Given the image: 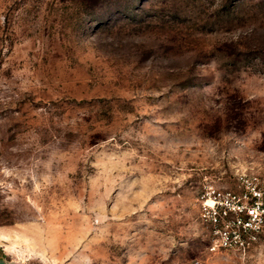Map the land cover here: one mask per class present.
<instances>
[{"label": "rangeland", "instance_id": "374dc122", "mask_svg": "<svg viewBox=\"0 0 264 264\" xmlns=\"http://www.w3.org/2000/svg\"><path fill=\"white\" fill-rule=\"evenodd\" d=\"M243 176L264 0H0V264H264L200 215Z\"/></svg>", "mask_w": 264, "mask_h": 264}, {"label": "built area", "instance_id": "2783aa9c", "mask_svg": "<svg viewBox=\"0 0 264 264\" xmlns=\"http://www.w3.org/2000/svg\"><path fill=\"white\" fill-rule=\"evenodd\" d=\"M236 192L208 185L200 195V215L210 228L213 251H245L264 234V190L254 176L240 178Z\"/></svg>", "mask_w": 264, "mask_h": 264}]
</instances>
